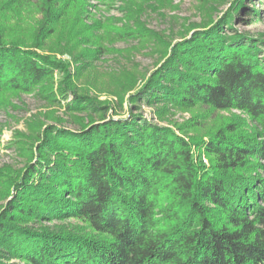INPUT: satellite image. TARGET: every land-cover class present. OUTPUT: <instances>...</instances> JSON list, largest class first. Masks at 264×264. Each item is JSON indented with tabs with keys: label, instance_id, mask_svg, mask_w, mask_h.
<instances>
[{
	"label": "trees",
	"instance_id": "1",
	"mask_svg": "<svg viewBox=\"0 0 264 264\" xmlns=\"http://www.w3.org/2000/svg\"><path fill=\"white\" fill-rule=\"evenodd\" d=\"M253 1L232 0L219 20L193 24L178 41L147 27L142 0L126 2L115 35L166 49L123 117L78 92L66 63L37 48L78 5L4 2L8 13L41 18L31 45L0 27V95L72 97L65 107L78 127L38 121L26 137L24 165L4 181L0 264H264V41L235 27L243 11L264 13ZM55 71L58 91L50 87ZM142 104L158 106L159 119L166 106L240 109L259 130L230 122L191 140L146 117Z\"/></svg>",
	"mask_w": 264,
	"mask_h": 264
},
{
	"label": "rangeland",
	"instance_id": "2",
	"mask_svg": "<svg viewBox=\"0 0 264 264\" xmlns=\"http://www.w3.org/2000/svg\"><path fill=\"white\" fill-rule=\"evenodd\" d=\"M5 1L0 0V20L6 15L7 19L0 27L8 39L26 36L28 45H31L38 37L36 23L41 15L33 13L31 18L26 13H8L12 11L3 6ZM128 1L131 0H72V7L78 5L79 13L64 27H57L54 34L37 39L40 52L56 56L70 68V79L76 84V90L94 96L102 105L110 104L108 115L113 117L128 116L130 95L136 93L151 72L161 65L166 49L155 42L120 39L115 35V30H120L125 24L124 12ZM141 3L144 7L141 16L147 27L171 41L191 34L193 24L204 26L219 20L233 5L232 0H142ZM252 3L256 10H264L261 0ZM246 4L252 7L249 2ZM239 17L242 19L236 20L235 27L264 41V13L246 15L243 11ZM61 79L60 73L55 71L50 87L58 91ZM59 98V102H49L36 91L0 95V210L8 202L2 197L3 187L9 174L23 167L25 156L22 155V147L27 142L26 137L33 134L34 125L38 121L50 124L61 118L64 126L78 127L72 113L65 107L72 97L63 100L59 95ZM157 107L142 104L146 117L170 125L178 134L191 140L206 139L230 122H236L253 133L259 130L255 120L240 109L217 110L200 104L193 108L166 106L161 109L162 118L159 119L155 112ZM202 158L208 164L205 152ZM70 221L77 222L75 219ZM7 261L27 264L18 258Z\"/></svg>",
	"mask_w": 264,
	"mask_h": 264
}]
</instances>
